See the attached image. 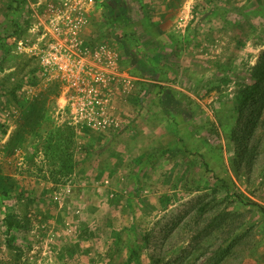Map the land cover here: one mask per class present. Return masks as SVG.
I'll return each instance as SVG.
<instances>
[{
  "label": "rangeland",
  "instance_id": "obj_1",
  "mask_svg": "<svg viewBox=\"0 0 264 264\" xmlns=\"http://www.w3.org/2000/svg\"><path fill=\"white\" fill-rule=\"evenodd\" d=\"M263 52L264 0H0V264H264Z\"/></svg>",
  "mask_w": 264,
  "mask_h": 264
},
{
  "label": "built area",
  "instance_id": "obj_2",
  "mask_svg": "<svg viewBox=\"0 0 264 264\" xmlns=\"http://www.w3.org/2000/svg\"><path fill=\"white\" fill-rule=\"evenodd\" d=\"M58 48L61 51H58ZM55 49L57 51L55 53H50L49 58L46 59V65L52 63L57 68V70L67 79L69 88H73L78 91H96V89L93 88V80L88 76L92 74V71H94V69L96 68L95 62H99L101 60L100 57L102 53L97 51L94 53H91L89 51L76 52L74 50H66L62 45L56 46ZM105 53L106 55H108V58H112L111 53ZM105 64H107V62H105ZM92 103L93 102H88V105ZM100 103L102 104V113H104L106 109L103 106V102ZM94 107L95 105L90 109L93 110ZM92 113H89V115H92Z\"/></svg>",
  "mask_w": 264,
  "mask_h": 264
},
{
  "label": "trees",
  "instance_id": "obj_3",
  "mask_svg": "<svg viewBox=\"0 0 264 264\" xmlns=\"http://www.w3.org/2000/svg\"><path fill=\"white\" fill-rule=\"evenodd\" d=\"M253 75H254V81L253 83L248 87L247 91L244 93L243 97H242V103L246 104L248 101H252L254 99H262L263 96L261 95L262 92L259 95V91L261 89H264V52L262 53L259 63L257 66H255L253 68ZM260 96V98H259ZM30 113H28L27 116V120L25 122V124L27 126H29L30 128H32L34 126V123L36 120L32 119L33 118V114H36V110L35 107L34 109L32 108L30 110ZM22 138V137H21ZM57 143V141H56ZM55 145V144H54ZM53 146V145H51ZM58 147V146H56ZM217 189H221L224 192H227L229 194H232L233 197H235V200L238 201L239 203L244 204V196L242 194H236L234 193V185L231 186V184H229L227 181L222 180V186H219L218 188V184H216ZM11 194H13V187L11 184H9L8 179L5 178V176H0V197H9L11 196ZM252 203V202H250ZM259 210L262 211L264 213V208L258 206ZM5 225L7 230H11L12 228H14L15 225H17L16 221H12L11 219L7 218L5 220ZM129 254L126 257L125 260H122L121 264H138L139 261V257H140V252H138V250H135L134 248H128ZM116 254V251L113 252V255ZM219 264V262H218Z\"/></svg>",
  "mask_w": 264,
  "mask_h": 264
}]
</instances>
